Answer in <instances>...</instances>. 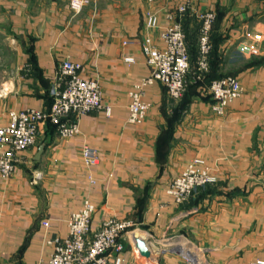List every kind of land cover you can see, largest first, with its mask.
Wrapping results in <instances>:
<instances>
[{
    "label": "crops",
    "instance_id": "obj_1",
    "mask_svg": "<svg viewBox=\"0 0 264 264\" xmlns=\"http://www.w3.org/2000/svg\"><path fill=\"white\" fill-rule=\"evenodd\" d=\"M183 1L89 0L81 12L56 0L0 1V125L11 111L50 107L65 59L99 81L111 109L71 117L80 128L72 137L45 125L13 175H0V264H48V241L69 233L70 215L86 200L96 206L94 229L111 217L135 222L123 237L125 262L264 260V2L192 0L195 11L184 21L191 31L201 23L198 14L224 12L220 67L243 87L224 115L203 94L174 100L155 82L144 87V121L129 122L130 91L152 72L143 43L150 37L165 46L166 13ZM149 11L159 14L157 27L147 26ZM244 45L257 51H241ZM85 147L97 152V163H87ZM194 159L217 182L179 204L169 185ZM136 237L148 242L151 257L140 253Z\"/></svg>",
    "mask_w": 264,
    "mask_h": 264
},
{
    "label": "built area",
    "instance_id": "obj_2",
    "mask_svg": "<svg viewBox=\"0 0 264 264\" xmlns=\"http://www.w3.org/2000/svg\"><path fill=\"white\" fill-rule=\"evenodd\" d=\"M157 2L159 0H149ZM89 0H72L71 8L81 12ZM195 11L192 0H185L175 10L166 13L169 21L162 31L164 47L157 46L150 37L143 43V52L152 68L149 77L130 91L129 122L140 124L144 121L150 108V103L144 98L146 85L160 82L170 98L180 100L187 87V76L191 70L190 53L183 28V17L187 12ZM201 20L199 38L200 72L209 69V54L212 49L211 32L216 20L215 11L198 14ZM159 14L155 11L147 13V26L157 27ZM241 51L256 52L251 45H244ZM128 62L134 61L127 58ZM83 65L71 59H65L59 66L51 90L53 103L45 109H25L11 111L7 125H0V175L9 178L17 168L20 153L33 147L48 121L57 126L61 137H72L80 128L76 121H71L92 111L105 108L107 114L110 107L103 106V92L99 81L82 75ZM200 77V76H199ZM243 92L242 84L235 75L214 80L207 88L211 96V108L218 115H224L230 103ZM87 163L98 162L97 152L90 148L83 149ZM202 159H194L169 185V193L177 203L182 204L194 197L201 189L215 184L217 177L203 167ZM96 206L86 200L83 207L73 212L68 219L69 233L57 236L48 243L54 251L48 264H135L125 262L126 245L123 237L135 230V222L129 219L111 217L96 229L92 226ZM49 226V221H43ZM248 264H264L258 259Z\"/></svg>",
    "mask_w": 264,
    "mask_h": 264
},
{
    "label": "trees",
    "instance_id": "obj_3",
    "mask_svg": "<svg viewBox=\"0 0 264 264\" xmlns=\"http://www.w3.org/2000/svg\"><path fill=\"white\" fill-rule=\"evenodd\" d=\"M190 12H187L183 17V28H184V21L188 17ZM224 16V12L222 10H219L216 12V20L213 25V29L211 32V43H212V49L209 54V69L207 72L203 73L200 72L199 66H198V60H199V38H200V28L201 23L198 25V28L195 27V29L188 31L184 28V31L186 33V41L190 53V61H191V70L187 76V79L189 81L186 91L183 95L185 97V101L188 102V99L192 95L196 94H203L207 98H211V96L207 93L208 86L217 79L223 78L225 76L233 75V74H226L222 68L220 67L221 58H220V45L223 40L222 35L218 31V22L220 18ZM256 61H251L250 64H255ZM200 76V77H199ZM183 97L181 99H183ZM51 104L53 103V97L51 98ZM47 125L52 126L54 130H57V126L48 121ZM58 132V131H57ZM214 186V184L208 185L205 189L212 190L211 188ZM201 189V190H205ZM200 190V191H201Z\"/></svg>",
    "mask_w": 264,
    "mask_h": 264
},
{
    "label": "water",
    "instance_id": "obj_4",
    "mask_svg": "<svg viewBox=\"0 0 264 264\" xmlns=\"http://www.w3.org/2000/svg\"><path fill=\"white\" fill-rule=\"evenodd\" d=\"M45 151V145H42L40 148V155ZM136 245L140 253L145 256V257H151L152 256V249L149 246L148 242L141 238V237H136Z\"/></svg>",
    "mask_w": 264,
    "mask_h": 264
},
{
    "label": "rangeland",
    "instance_id": "obj_5",
    "mask_svg": "<svg viewBox=\"0 0 264 264\" xmlns=\"http://www.w3.org/2000/svg\"><path fill=\"white\" fill-rule=\"evenodd\" d=\"M1 1V0H0ZM48 1V0H47ZM56 1H59V2H66V3H69V5L71 6V2H72V0H56ZM256 2H264V0H255ZM1 2H0V13H1ZM199 19V18H198ZM258 36H261V35H258ZM259 38V37H258ZM256 48V47H255ZM3 50H4V48H3ZM223 71L226 73V74H231L230 72H227V71H225V68L223 69ZM189 83V81H188V79H187V84ZM213 110V109H212ZM211 174H213L212 172H211ZM214 175V174H213ZM215 176V175H214ZM248 264V263H247Z\"/></svg>",
    "mask_w": 264,
    "mask_h": 264
}]
</instances>
